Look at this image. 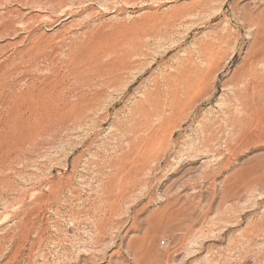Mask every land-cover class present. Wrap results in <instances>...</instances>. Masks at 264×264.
<instances>
[{
  "label": "rangeland",
  "instance_id": "obj_1",
  "mask_svg": "<svg viewBox=\"0 0 264 264\" xmlns=\"http://www.w3.org/2000/svg\"><path fill=\"white\" fill-rule=\"evenodd\" d=\"M261 58L264 0H0V264H264Z\"/></svg>",
  "mask_w": 264,
  "mask_h": 264
},
{
  "label": "bare ground",
  "instance_id": "obj_2",
  "mask_svg": "<svg viewBox=\"0 0 264 264\" xmlns=\"http://www.w3.org/2000/svg\"><path fill=\"white\" fill-rule=\"evenodd\" d=\"M260 48H262V47H260ZM258 49V48H257ZM260 50V49H259ZM259 50H258V52H259ZM261 51H262V49H261ZM258 58V57H257ZM261 60H262V58H261ZM258 61H260L259 59H258ZM257 61V62H258ZM262 61H264V60H262ZM255 62V61H254ZM261 62V61H260ZM252 64H254V63H252ZM256 75V74H255ZM249 79H250V81H249V90H250V92L252 93V95H255V94H257V97H258V95L259 94H261V90H262V88L264 89V83H261V79L259 80L256 76H254L253 74H251V75H249ZM26 92V91H25ZM263 92V91H262ZM21 96V95H20ZM32 96H33V94H32ZM260 97V96H259ZM263 101V100H262ZM262 103V102H261ZM260 103V104H261ZM264 103V102H263ZM258 105V104H257ZM262 105V104H261ZM258 106H260V105H258ZM39 107V106H38ZM255 108H254V111H255V109H258L257 108V106H254ZM262 107H264V105L262 106ZM30 109V108H29ZM260 109V108H259ZM258 113V112H257ZM262 116V115H261ZM259 120H261L260 118H259ZM258 120V121H259ZM260 122V121H259ZM257 123V122H256ZM262 124V123H261ZM256 125V124H255ZM254 125V126H255ZM253 127V126H252ZM256 128H257V126H256ZM255 128V129H256ZM252 129V128H251ZM250 129V130H251ZM257 131H258V128H257ZM251 132H253V131H251ZM255 132V131H254ZM264 132V131H263ZM251 134V133H250ZM250 136V135H249Z\"/></svg>",
  "mask_w": 264,
  "mask_h": 264
}]
</instances>
